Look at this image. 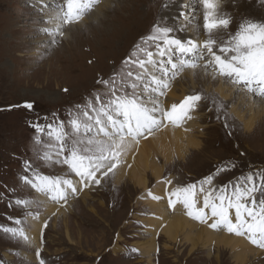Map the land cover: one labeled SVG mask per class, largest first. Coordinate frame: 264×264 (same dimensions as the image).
Instances as JSON below:
<instances>
[{
	"label": "rangeland",
	"instance_id": "1",
	"mask_svg": "<svg viewBox=\"0 0 264 264\" xmlns=\"http://www.w3.org/2000/svg\"><path fill=\"white\" fill-rule=\"evenodd\" d=\"M218 2L221 4L219 12L230 16L229 33H235L245 19L264 22L261 0ZM43 4H47V8L41 11ZM52 7L53 0H0V226L22 227L25 233L32 230L27 215L29 208L21 211L22 206L8 207L10 200L29 195L19 180V175L24 174L23 161L31 160L41 173L62 174L59 166L45 165L40 159L45 152L55 153V141L42 137L53 147L40 145V151L35 152L29 122L37 116L51 119L52 113L65 118L73 106L84 103L94 91L103 90L96 81L108 79L120 71L119 60L131 55L130 47L147 31L157 13V6L151 0H105L93 13L86 12L82 19L86 24L68 29L72 24L65 29L64 35H71L69 41L66 36H58L57 43L49 46L51 38L40 29L52 27L44 23ZM166 15L172 17L175 14ZM196 17L202 20V9ZM196 34L200 35L199 31ZM201 35L208 38L204 30ZM199 68L203 70L202 66ZM180 77L171 86L177 93H180L177 82ZM185 86L186 95L201 94L206 98L197 110L200 127L193 133L201 141L202 151L191 152L183 159L173 155L174 159L166 165L162 177L172 179L175 185L195 182L200 174L214 172L216 164L222 165L228 160L238 161L237 167L227 174H219L214 184L234 181L237 175L246 174L250 169L264 170V112L257 114L258 105L250 108L248 101L240 95L246 91L234 89L232 101H228L215 93V86L199 78L194 87L190 83ZM25 102L34 103V111L23 108ZM17 105L21 107L16 108ZM216 105H221L222 113H226L228 128L224 127V115L217 118ZM252 115L255 116L254 129L247 133L242 120L248 121ZM65 170L62 176L72 175ZM110 174L103 181L104 188L90 194L92 201L90 197L85 206L68 205L72 208L66 214L65 223L64 218H57V212H41L40 222H48L47 227L43 226L46 231H43L42 239H38L40 244L43 243L42 248L23 246L11 235L6 238L0 234V264H40L34 252L37 249L44 264H236L227 250L219 254L211 247L210 250L199 248L191 255L189 246L184 245L182 239L181 244L168 243L171 249H166L163 235L156 239L155 254L152 248L138 251L137 248L147 245L144 238H153L157 232L150 228L144 232L148 237H143L138 230L142 224L144 229L150 224L148 218L154 216V212L149 208L148 213L144 212L147 206L142 189L131 183L117 185L115 172ZM147 179L148 189H152L154 178L147 173ZM37 200L40 201V195ZM76 202L83 204L80 200ZM143 213L146 214L138 215ZM7 217L19 218L22 223L15 225ZM53 220L56 221L54 226ZM8 247L12 254L7 253ZM131 249H136L137 254ZM18 250L23 252L22 256ZM262 254L264 256V252ZM250 261L255 264L258 260L250 258Z\"/></svg>",
	"mask_w": 264,
	"mask_h": 264
},
{
	"label": "snow or ice",
	"instance_id": "2",
	"mask_svg": "<svg viewBox=\"0 0 264 264\" xmlns=\"http://www.w3.org/2000/svg\"><path fill=\"white\" fill-rule=\"evenodd\" d=\"M180 7L179 15L161 17L152 25L150 33L142 37V42L122 61L119 72L96 81L103 90L94 91L84 103L73 106L65 118L52 113L51 119L37 116L29 122L35 152L40 151V145L53 147L42 137L55 141V156L45 152L40 157L45 165L66 166L67 172L77 179L43 174L31 160H25L24 174L19 175L24 185L57 204L61 201L66 204L84 189L101 187L133 144L138 145L141 139H148L161 128L180 127L194 119L193 113L206 99L201 94L185 95L170 107H165L162 98L185 69L200 67L201 61L203 70L205 73L211 70L213 79L219 77L222 83L234 89L264 98V22L245 19L235 33H229L231 19L219 12L218 0H194ZM46 8L47 4H43L41 11ZM188 8H191L192 22L202 9V28L208 36L202 43L198 37L182 39L177 35L178 31L195 32L188 25L177 28L175 23L188 18ZM89 10V0H53V7L44 20L52 27L40 29L51 38L49 46L57 43L58 36H63L64 26L79 22ZM169 19L173 23L170 24ZM22 107L31 112L35 105L25 102ZM216 114L218 119L225 116L224 127L228 128L221 105H216ZM236 167L233 161L224 162L203 178L171 189L168 186L173 185L172 179L164 178L160 183L165 185L169 208L181 205L190 219L213 230L246 237L251 245L264 250V170L250 169L234 181L214 184L219 174ZM41 203L15 199L9 201L8 207H39ZM27 215L32 216V213ZM7 219L15 225L22 223L19 218ZM47 226L45 221L44 227ZM2 232L11 234L12 238L29 239L22 227L4 226ZM36 256L40 264H44L39 249Z\"/></svg>",
	"mask_w": 264,
	"mask_h": 264
},
{
	"label": "bare ground",
	"instance_id": "3",
	"mask_svg": "<svg viewBox=\"0 0 264 264\" xmlns=\"http://www.w3.org/2000/svg\"><path fill=\"white\" fill-rule=\"evenodd\" d=\"M83 24H86V22L81 20L80 23H77L68 29L82 26ZM65 36L66 40L69 41L71 35L67 33L64 37ZM198 39L202 43L203 39L200 37ZM209 73H205L204 70H201L198 67L195 69H185L177 81L180 93H177L175 89L171 87L170 91H167V95L162 98L165 101V107H170L172 103H179L186 95L184 92L186 91L185 84L190 83L192 87H194L196 78L215 86V93H217L221 98H224V100L232 101V92L234 88L230 84L222 83L221 78L219 77L216 80H213L212 74ZM185 79L189 81L186 82ZM244 93L245 94L240 95L248 101L250 108L253 105H258L257 114H262L264 112V98L258 96L256 97V95L248 92ZM193 115L194 119L187 121V123L181 128H175L169 125L161 128L154 135L149 136L148 139H141L138 145L133 144L131 146V151H129V153L121 160L118 170L114 174L115 184L125 185L131 183L137 189H142L143 194L145 195V197H143V200L146 202L145 205L149 208V210L154 212V216L148 218L150 224L147 225L143 231L148 232V229L150 230V228H153L157 232H154L155 234L152 235L154 236L153 238H144L146 241L144 243L147 245H144L142 248H137L138 246L134 247L137 248L138 251L143 252L152 248V250H155L152 253L155 254L157 252L156 239L160 237L159 235H163L165 236V240L167 242L166 249H171L168 243L181 244L183 241L184 245L189 246V253L191 255H193L199 248L210 250L211 247L219 254L222 250L229 251L231 253V258L236 264H250V258H256V260H258L255 264H264V256L262 254L264 250L251 245L246 237H238L236 235L229 234L224 230L210 229L206 224H201L198 221L187 217L181 205H177L176 208L168 207V198L165 195V185L160 183V181L163 180H161V177L164 173L166 165L174 159L173 155L175 154L177 155V158L183 159L191 152L202 151L201 141L193 134L200 127V124L197 122L199 115L197 111L193 113ZM236 115L239 119H242V116L238 114ZM254 118L255 116L252 115L248 121L242 120L243 128L247 133H251L254 129ZM199 131H201V129ZM129 165L131 167H129ZM218 165L216 164L214 167L216 168ZM147 173H150L155 181V185L152 189H148L149 181L147 179ZM110 176L111 174L108 177ZM76 179L77 178L73 180ZM173 186H175L174 183L168 187L171 189ZM149 193H151V195H149ZM79 194H81L80 202L83 204L71 200L70 205L77 203L85 206L84 203H86L91 197L88 193H86L85 189ZM153 196L160 197V199H153ZM68 205L69 204H66V206L63 207V211H61V209L58 208L60 205L51 203L47 206V211L48 213L57 212V218H64L63 223H65L67 218L66 214L70 209V206ZM168 208L171 212H169ZM89 210L94 212L93 208H90ZM40 216L33 215L29 218L32 230L25 233V235L29 238L27 241L21 239L23 240L22 243L19 238L13 239L17 240V242L23 246L32 245V247H37V242L40 234H42L44 226L43 221L40 222ZM33 217H35V219H33ZM55 223L56 221L53 220V226Z\"/></svg>",
	"mask_w": 264,
	"mask_h": 264
}]
</instances>
